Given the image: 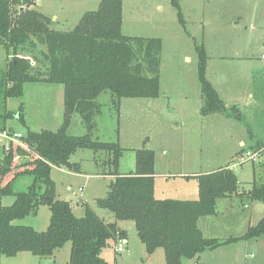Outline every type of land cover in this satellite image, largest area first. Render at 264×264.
Masks as SVG:
<instances>
[{"label":"rangeland","instance_id":"obj_1","mask_svg":"<svg viewBox=\"0 0 264 264\" xmlns=\"http://www.w3.org/2000/svg\"><path fill=\"white\" fill-rule=\"evenodd\" d=\"M39 1L32 0L29 8L48 17L51 21L49 26L58 31L73 29L81 15L97 9L100 2ZM179 3L183 24L178 21L177 10L169 0H122L121 32L128 36L161 40L159 96L121 99L118 109H115L110 104L109 91L103 92L97 98L101 112L94 119L92 138L119 143L123 149L117 167L120 173L135 171V152L145 148L153 151L154 173L211 172L227 167L236 174L241 190L246 191L242 188L249 186L254 175L257 179L264 176V159L253 164L241 163L236 157L248 148H256L264 155V64L260 59L264 52V0H179ZM195 45L205 48V77L225 105L236 106L239 119L221 114L202 116L200 109L197 110L202 104V95ZM41 48L26 44L16 51L31 58V72L37 76L44 72V66L41 61H34L30 54L34 52L41 60ZM13 55L12 50L0 46L1 70L7 68ZM22 91L20 97H8L6 100L0 94V157L15 133L25 135L27 129L55 131L62 123L61 84L27 82ZM19 111L23 113L25 124L17 118ZM66 131L70 135L86 132L79 113L72 115ZM2 132L7 137H3ZM248 138L253 144L241 146L240 143H246ZM106 158L107 154L100 150L78 149L70 157V162L77 164V170L52 166L50 176L56 183L59 197L75 206L72 211L76 217L83 216L81 202L85 201L99 216L109 215L125 230L127 245L123 251H114L113 240H109L102 249L101 256L108 264H166L162 248L146 253L133 221L116 220L109 211L95 204V199L105 196L110 184V178L100 174L107 170ZM156 177V197L177 199L174 187L183 186L184 181L171 177L169 180L177 181L165 183L163 177ZM31 182L30 175H21L15 181L14 190L24 191ZM231 198L229 205L218 198L216 213L201 217L199 227L204 236L219 240L240 237L249 226L264 217L263 201L252 200L246 195ZM13 200L12 196H4L1 203L8 206ZM14 222L38 231L45 230L49 223L48 208L40 205L37 213ZM235 242L213 253L215 261L264 264V234L249 239V242ZM69 245L67 242L57 252L58 263L68 260ZM23 254L27 256L24 260L21 259L23 256L0 255V264H36V260L50 258L27 252ZM42 264H52V259Z\"/></svg>","mask_w":264,"mask_h":264},{"label":"trees","instance_id":"obj_2","mask_svg":"<svg viewBox=\"0 0 264 264\" xmlns=\"http://www.w3.org/2000/svg\"><path fill=\"white\" fill-rule=\"evenodd\" d=\"M169 1L183 24L179 0ZM31 3L32 0H0V46L14 54L7 68L0 69V94L4 100L20 97L27 82L61 84L64 112L62 123L55 131L27 129L18 142L9 141L0 157V255L13 257L29 252L37 257L52 256L70 242L68 264H108L101 251L109 240L115 245L124 241L126 248L125 230L116 221L103 219L88 205L84 206L83 216L76 217L71 204L57 198L51 168L77 170L70 157L78 149L105 152L107 170L102 172L115 177L105 196L95 200L97 207L109 211L116 220L133 221L146 253L162 248L166 264H182L183 260L206 250L264 234V217L249 226L242 236L224 240L206 238L198 227L201 217L216 213L218 198L237 194L264 202V176L253 178L250 188L242 191L234 171L219 167L195 176L196 200L156 198L152 150L137 149L135 171L120 173L117 167L123 149L119 143L92 138L94 119L101 112L97 98L103 92L109 91L110 104L115 109L121 99L159 96L161 40L121 32L122 0H100L97 9L84 12L69 31L51 28L50 19L29 8ZM24 5L28 7L23 8ZM26 44L43 47L41 60L30 51L34 61H41L44 66L40 76L31 72L28 55L16 53ZM195 50L202 95L200 114L223 113L239 119L236 106L225 105L204 75L207 58L204 46L195 45ZM75 112L81 115L85 126L82 135H70L66 131ZM17 118L25 124L22 111ZM21 175H30L32 182L26 190L15 191V181ZM4 196L14 198L11 205H2ZM40 205L50 210L45 230L13 223L37 213Z\"/></svg>","mask_w":264,"mask_h":264},{"label":"crops","instance_id":"obj_3","mask_svg":"<svg viewBox=\"0 0 264 264\" xmlns=\"http://www.w3.org/2000/svg\"><path fill=\"white\" fill-rule=\"evenodd\" d=\"M39 1V0H38ZM56 21H57V19H56ZM202 102V101H201ZM229 104H227V106H228ZM229 106H233V105H229ZM235 106V105H234ZM201 107V106H200ZM200 107H198L197 108V110H199L200 109ZM216 114H221V115H224L225 117H227L225 114H223V113H216ZM227 118H230V117H227ZM3 133H5V132H2L1 134H2V136H3ZM4 137V136H3ZM12 141H14V143L15 142H18L17 140H12ZM256 141V140H255ZM257 142V141H256ZM248 143V144H247ZM9 144V143H8ZM249 145V144H253V142L248 138V141H246V143L245 142H241L240 143V145L241 146H244V145ZM8 147V146H7ZM248 147V146H247ZM246 147V148H247ZM7 149V148H6ZM248 149H250V148H248ZM102 172V171H101ZM203 173H207V171L206 172H197V173H177V174H171V173H168V174H166V173H157V172H155L154 173V195H155V197H156V185H157V177L156 176H160V177H163V181L165 182V183H168L167 181H177V179H173V180H169L171 177L172 178H178V179H181V181H184V184H183V186L182 185H179V186H175L174 188H175V192H177V199H181V200H196L197 198H198V187H197V182H196V179H195V176H197V175H199V174H203ZM100 174H103V175H105V176H107V177H109L110 178V183L112 182V181H114V179H115V177L114 176H112V175H110V174H106L105 172H102V173H100ZM253 178H255V179H257L256 178V175H254L253 176ZM253 178L251 179V180H249V186L248 187H246V188H242V189H246V191L250 188V186H251V182H252V180H253ZM239 181V180H238ZM55 185H56V183H55ZM239 185H240V182H239ZM57 187V186H56ZM166 187V186H165ZM164 186H162L161 188H165ZM167 188H165V190H166ZM240 190H241V188H240ZM56 194H57V198L58 199H62V198H60L59 197V193L56 191ZM235 196V198L237 197V195H234ZM234 196H231V197H234ZM231 197H224V198H221V199H223V201H225V205H229L230 204V202L232 201V198ZM157 198V197H156ZM63 200H65V199H63ZM80 200H81V198H80ZM96 200V199H95ZM85 201H83V202H81V206H82V204H83V206H85V205H88V206H90L92 209H93V207L90 205V204H87V203H84ZM71 204V203H70ZM72 206V210H74V205H71ZM43 207H45L44 205H43ZM48 208V207H47ZM94 210V209H93ZM103 210V209H102ZM48 211H49V218H50V210H49V208H48ZM79 216H81V215H79ZM27 217V216H26ZM101 217V216H100ZM114 217V216H113ZM102 218L103 219H105V220H107V221H114L113 219L111 220L110 219V216L109 215H106L105 217H103L102 216ZM201 219V218H200ZM200 219L198 220V227H199V222H200ZM14 221H16V220H14ZM13 221V222H14ZM15 223V222H14ZM120 227V226H119ZM121 228V227H120ZM123 229V228H122ZM199 229H200V227H199ZM201 230V229H200ZM203 234V233H202ZM204 236V235H203ZM204 237H206V238H211V237H207V236H204ZM244 241H248L249 242V240H244ZM236 243V242H235ZM66 244V243H65ZM65 244L61 247V248H63L64 246H65ZM229 244H231V243H229ZM229 244H224V245H221V246H219V247H217V248H215V249H213V250H206V251H204V252H202V253H200V254H198L197 256H195L194 258H191V259H187V260H183V263L182 264H226L224 261H215V259H214V257H213V255L219 250L220 251V249H222L225 245H229ZM61 248H59L58 250H56L54 253H53V255L52 256H49L50 258H44V259H41V260H36V264H42V263H44V261H45V263H48L49 262V260L50 259H52V264H61V263H58L57 262V257H56V254H57V252L61 249ZM68 251L70 252V245H69V248H68ZM23 253H26V252H20V253H18L17 255H15V256H13V257H21V256H23V255H25V254H23ZM27 253H29V252H27ZM101 253H102V251H101ZM214 253V254H213ZM32 255V254H31ZM34 256V255H33ZM238 256V255H237ZM27 256H23L21 259H25ZM239 257V256H238ZM209 258V259H208ZM28 259V258H27ZM68 260H69V257H68ZM68 260L67 261H65V263H62V264H68ZM235 262H236V260H234ZM235 262H232L231 264H235Z\"/></svg>","mask_w":264,"mask_h":264},{"label":"built area","instance_id":"obj_4","mask_svg":"<svg viewBox=\"0 0 264 264\" xmlns=\"http://www.w3.org/2000/svg\"><path fill=\"white\" fill-rule=\"evenodd\" d=\"M260 59L262 63L264 64V52L261 53ZM4 137H7V135L3 134ZM21 136L20 133H15L13 137H10V140H16L15 138H18ZM237 157V160L239 162H251L253 164L255 163H261L264 159V155L261 153L260 150L258 149H248L245 150L242 154H239ZM125 248L124 241H119L115 246H114V251L115 252H121Z\"/></svg>","mask_w":264,"mask_h":264},{"label":"water","instance_id":"obj_5","mask_svg":"<svg viewBox=\"0 0 264 264\" xmlns=\"http://www.w3.org/2000/svg\"><path fill=\"white\" fill-rule=\"evenodd\" d=\"M38 2H40V1H38Z\"/></svg>","mask_w":264,"mask_h":264}]
</instances>
